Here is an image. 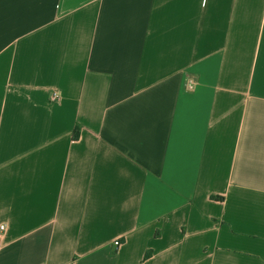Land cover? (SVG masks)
<instances>
[{"label":"crops","instance_id":"1","mask_svg":"<svg viewBox=\"0 0 264 264\" xmlns=\"http://www.w3.org/2000/svg\"><path fill=\"white\" fill-rule=\"evenodd\" d=\"M1 226L0 264H264V0H0Z\"/></svg>","mask_w":264,"mask_h":264},{"label":"built area","instance_id":"2","mask_svg":"<svg viewBox=\"0 0 264 264\" xmlns=\"http://www.w3.org/2000/svg\"><path fill=\"white\" fill-rule=\"evenodd\" d=\"M194 88H195V83H194L192 80H189L188 83H187V85H186V89H187L188 91H193ZM49 98H50L51 101H53V102H57V101H59V100L61 99V95H60V93H59L58 91H56V90H50V92H49ZM0 229H1V230H4L5 227H4V226H1ZM114 245H115L116 247H120L121 242L118 240V241H116V242L114 243Z\"/></svg>","mask_w":264,"mask_h":264}]
</instances>
